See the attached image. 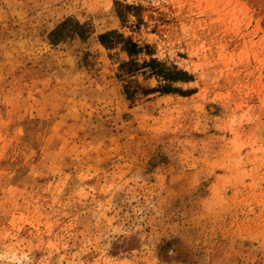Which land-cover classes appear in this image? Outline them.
I'll return each mask as SVG.
<instances>
[{"label": "rangeland", "instance_id": "obj_1", "mask_svg": "<svg viewBox=\"0 0 264 264\" xmlns=\"http://www.w3.org/2000/svg\"><path fill=\"white\" fill-rule=\"evenodd\" d=\"M0 264H264V0H0Z\"/></svg>", "mask_w": 264, "mask_h": 264}, {"label": "trees", "instance_id": "obj_2", "mask_svg": "<svg viewBox=\"0 0 264 264\" xmlns=\"http://www.w3.org/2000/svg\"><path fill=\"white\" fill-rule=\"evenodd\" d=\"M63 27H65V26H63ZM77 28L82 29V27L79 25L77 26ZM53 35L54 36L57 35L60 37L61 33L59 31V32L54 33ZM122 38L123 37H119L118 35H116V33L112 32V33H107V34L101 35L99 37V40H100L101 44H103L104 46L111 47L113 45L120 44V42L118 40H123ZM137 47L138 46L134 43L126 42L124 50L127 51L128 53H134V51L137 50ZM124 67H128V65H125ZM176 75L183 76V77H181V79H183V80H186L188 78V76L185 73H176ZM184 76H186V77H184Z\"/></svg>", "mask_w": 264, "mask_h": 264}]
</instances>
